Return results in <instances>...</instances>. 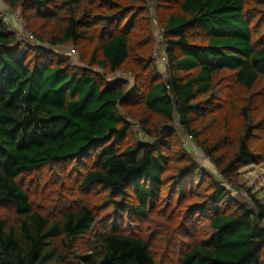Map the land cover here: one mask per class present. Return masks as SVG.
<instances>
[{
	"label": "trees",
	"instance_id": "obj_1",
	"mask_svg": "<svg viewBox=\"0 0 264 264\" xmlns=\"http://www.w3.org/2000/svg\"><path fill=\"white\" fill-rule=\"evenodd\" d=\"M0 5L31 34L0 11V264H264V206L250 190L233 196L241 169L264 166V0ZM66 46L81 66L53 52ZM130 120L144 139L131 140ZM69 166L83 198L107 199L106 221L81 199L51 214L36 205L28 180ZM156 214L189 238L176 261L144 236Z\"/></svg>",
	"mask_w": 264,
	"mask_h": 264
},
{
	"label": "rangeland",
	"instance_id": "obj_2",
	"mask_svg": "<svg viewBox=\"0 0 264 264\" xmlns=\"http://www.w3.org/2000/svg\"><path fill=\"white\" fill-rule=\"evenodd\" d=\"M151 1V0H149ZM0 11L2 12L3 21L11 27L14 31L19 32L24 39L31 35L27 32L26 26L24 25V21L20 15V12H14L8 10L6 7L0 5ZM22 20V21H21ZM156 29V43L154 46V56L157 59V64L161 74L165 75L167 67L165 66V59L163 53V38L160 34V29L155 26ZM74 47L66 46L53 49V52L60 56H65L70 58L71 63L74 66H81L80 63V51L73 50ZM76 52V53H75ZM127 73L121 72L117 79L121 77H126L129 80H133V78L128 77ZM120 76V78H119ZM116 78V76H109L108 79ZM258 92V91H257ZM241 96H243L241 94ZM259 97L255 96L254 102L255 104H259ZM260 105V104H259ZM134 124V132L131 136V140H142L143 134L141 133L140 126L134 120H130ZM211 123V122H210ZM209 123V124H210ZM176 129L180 133L181 128L179 124H176ZM213 138L217 139L219 134L214 132ZM182 141L186 146L188 152L192 155L194 159H196L202 166H204L206 171L210 174H216L215 169L213 168L212 163L210 160L203 154L201 150L197 147L194 140L188 138L185 135H182ZM71 166L67 167L65 170H62L60 173H57L51 169L43 170L34 175V179L31 181L28 180V186L31 191V195L33 200L35 201L36 205L41 208L44 213L51 214L52 212L57 211L59 208L65 206V204L75 203L78 202V199L82 201H89L93 204L99 212L101 213L102 221H106L105 218L106 213L109 211V204L106 203V198L103 197H92L90 194L83 198L84 194H81L80 191L76 189L77 179L75 178V171L74 173L71 172ZM239 185L241 189L234 190L233 196L235 199L241 203L243 201H250L249 194H247V190H250L254 197L259 200V202L264 206V166L263 165H253L248 166L240 170L239 178H238ZM30 183V184H29ZM198 183V182H197ZM73 201V202H72ZM106 203V204H105ZM2 210H0V214ZM159 221H162L165 225L160 227ZM173 224L172 226L168 224V219H160L158 214L153 215L152 220L147 222L145 225V238L151 237V243H153L154 251L157 252L159 255H165L166 257H170L174 252V246L178 242H189V238L187 239L182 231L181 225ZM103 223L99 225L95 230L102 229ZM201 231V230H200ZM93 234V233H92ZM186 234V233H185ZM200 236L201 233L199 232ZM148 239V238H146ZM170 239V240H169ZM169 240L170 249H168L166 241ZM187 244V243H186ZM173 261H176L174 255L171 256Z\"/></svg>",
	"mask_w": 264,
	"mask_h": 264
},
{
	"label": "built area",
	"instance_id": "obj_3",
	"mask_svg": "<svg viewBox=\"0 0 264 264\" xmlns=\"http://www.w3.org/2000/svg\"><path fill=\"white\" fill-rule=\"evenodd\" d=\"M0 1H2V0H0ZM22 21V20H21ZM31 39H33V38H31Z\"/></svg>",
	"mask_w": 264,
	"mask_h": 264
}]
</instances>
